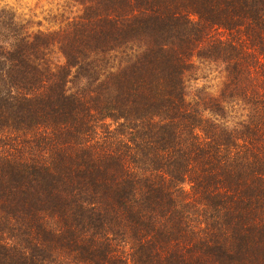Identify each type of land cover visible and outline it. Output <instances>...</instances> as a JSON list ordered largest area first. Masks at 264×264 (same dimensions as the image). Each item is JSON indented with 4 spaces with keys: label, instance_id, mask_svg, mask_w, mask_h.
<instances>
[{
    "label": "trees",
    "instance_id": "1",
    "mask_svg": "<svg viewBox=\"0 0 264 264\" xmlns=\"http://www.w3.org/2000/svg\"><path fill=\"white\" fill-rule=\"evenodd\" d=\"M78 1L57 35L0 11V264H264V0ZM204 41L236 125L186 99Z\"/></svg>",
    "mask_w": 264,
    "mask_h": 264
},
{
    "label": "rangeland",
    "instance_id": "2",
    "mask_svg": "<svg viewBox=\"0 0 264 264\" xmlns=\"http://www.w3.org/2000/svg\"><path fill=\"white\" fill-rule=\"evenodd\" d=\"M1 10H7L9 17H15V21L31 34L42 32L57 35L73 29V24L83 13L84 5L78 0H0ZM211 49L208 41L197 45V50L184 73L186 99L190 103L200 105L207 99H212L223 108L224 116H217L208 111L206 114L233 126L246 115L236 90L239 95L242 94L240 89L231 83L229 63L207 56ZM54 53L59 55L58 50ZM85 86L87 79L83 74L81 76V70L72 66L66 82L67 92L73 94Z\"/></svg>",
    "mask_w": 264,
    "mask_h": 264
}]
</instances>
